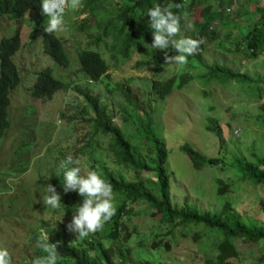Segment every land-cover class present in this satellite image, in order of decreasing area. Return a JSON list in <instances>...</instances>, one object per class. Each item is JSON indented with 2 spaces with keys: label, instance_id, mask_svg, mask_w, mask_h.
Segmentation results:
<instances>
[{
  "label": "rangeland",
  "instance_id": "obj_1",
  "mask_svg": "<svg viewBox=\"0 0 264 264\" xmlns=\"http://www.w3.org/2000/svg\"><path fill=\"white\" fill-rule=\"evenodd\" d=\"M116 1L112 0L111 5ZM255 5L254 1L246 5L244 0H235L227 9L229 22L234 25L230 30L232 37L239 32L235 26L249 25L250 21L243 11H252ZM82 7L78 10L66 9V30L55 33L63 41L69 59L67 67L58 65L43 51L42 37L48 17L41 14L42 0L36 10L26 12L20 19L0 17V40L19 32L21 42L12 56L20 81L9 94L10 127L0 139V248L9 251L13 264H28L34 250L29 237L33 231L41 229V221L69 230L68 224L75 210L70 200L67 201L71 205L65 204L64 208L62 203L58 209L44 205L48 192L47 188L37 184L38 180L60 172L59 166L68 156L79 161L74 166L81 168L82 175L90 171L88 156L79 151L90 138L91 127L84 119L93 116L90 110L83 112V98L73 90L57 91L49 100L36 99L30 94L36 74L45 68L51 69L52 75L63 82L73 79L84 85L86 80L78 70L77 57L78 50L83 47L97 49L110 67L111 82L125 84L129 81L130 95L137 98L142 108L152 110L153 121L158 125L155 130L168 151L166 166L170 200L174 207L181 208L186 200L199 209L217 212L225 202H230L247 221L264 226L261 206L264 204V185L254 186L242 178L233 164L237 158L255 160L253 153L264 156V132L257 125L259 107L264 104V83L258 80L264 77V53L249 59L243 52H224L215 48L213 44L225 31L224 21H218L213 27L218 37L205 45L201 58L207 64L216 63L244 73L253 82L216 83L196 77L181 90H173L166 98L160 99L150 92L152 78L165 80L179 71L181 64L165 65L164 62L156 72L151 66L137 65L141 60H148L153 51L159 52V49L152 48L153 40L147 43L143 37L129 51V58L119 56L115 62L104 47L109 38L99 42L98 48L92 44L100 24L95 16L82 12ZM187 17L181 27L180 36L183 37H188L192 28L187 26L188 23L193 26L198 21V12L193 10L187 13ZM256 18V15L252 16V19ZM224 46L233 49L229 43H224ZM178 54L176 51L172 56ZM196 71L199 72V68ZM93 88L98 89L95 91L114 111L113 121L122 128L127 139L135 145L140 144L138 128L143 121L141 110L134 112L133 120L125 121L121 117V108L125 107V103L120 92H108L104 86L96 84ZM209 118L215 121L219 137L207 130ZM98 139L99 148L95 152L99 160L114 167L111 154L106 150L107 138L100 136ZM184 143L206 157L217 159V163L195 169L180 150ZM124 173L129 179H135L133 174L125 170ZM217 180H222L227 187L222 195L217 193ZM153 212L145 202H136L131 205V213L125 216V225L131 233L125 246L128 250L125 264H141L143 261H150L151 264H219L214 249L220 239L217 232L194 239L196 232H208L209 229L202 224H188L186 227L174 226L170 233L163 236L170 229ZM73 233L75 237L78 234ZM156 234L163 237V242L167 241L168 249L164 246L158 249L144 247ZM101 242L104 246L109 245L107 239ZM234 243L239 254L230 258L227 264H264L262 242L235 239Z\"/></svg>",
  "mask_w": 264,
  "mask_h": 264
},
{
  "label": "trees",
  "instance_id": "obj_2",
  "mask_svg": "<svg viewBox=\"0 0 264 264\" xmlns=\"http://www.w3.org/2000/svg\"><path fill=\"white\" fill-rule=\"evenodd\" d=\"M111 1L82 0L83 7L80 10L87 15L95 16L99 21L100 32L95 36L93 45L98 48L99 42L111 37L112 41L105 43L104 47L115 62L118 61L119 56L129 58V51L137 46L140 37H143L147 43L153 40L147 12L154 4L159 3L162 6L181 4V8L172 9L174 13L182 17L181 27L185 23L183 19L185 13L193 10L198 12V21L189 29L188 37L202 39L203 43L197 53L189 56L187 63L181 64L179 71L169 78L165 80L152 78L150 92H154L158 98L164 99L173 90H181L196 77L216 83L233 81L246 84L253 82L246 74L235 72L224 65L207 64L201 58V52L209 41L218 37V32L213 27L216 22L223 20L225 31L221 38L213 44L215 48L224 52H243L249 59L261 56L264 53V0H244L246 5L250 1H254L256 5L252 11L248 9L243 11L250 23L244 27L235 26L239 32L233 37L230 30L234 28V25L233 22H229L230 16L226 14V11L230 9L235 0H117L114 5H111ZM259 2H261L260 5ZM39 4L40 0H0V17L7 16L11 20L20 19L26 12L36 10ZM253 15L257 18L252 19ZM42 43L44 53L51 56L58 65L62 67L69 65L63 41L55 33L48 34L44 30ZM224 43H229L233 49L226 48ZM20 44L19 32L0 40V139L5 136L10 127L9 94L20 81L16 65L12 60ZM165 51L170 56L176 52L172 48L159 50V52L153 51L148 60H141L137 65L151 66L152 71L156 72L165 62ZM77 57L78 70L86 80L84 85L73 79L63 82L52 75L51 69L45 68L36 74L30 94L36 99L49 100L57 91L73 90L83 98L85 103L83 112L90 110L93 116L84 119L91 127L90 138L80 147L79 151L88 156L90 171H97L113 186L116 212L111 220L104 224L102 230L82 239H78V234L75 237L72 231L63 226L60 228L49 222L41 221V229L33 231L29 237L34 250L28 264H32V259L35 257L45 255L37 243L42 231L48 234L50 243H58L57 252L61 259L57 264H125L126 253H128L125 246L131 238V233L125 225V216L131 213V205L136 202H145L154 211L153 214L159 215V221L169 227L170 230L163 233V236L170 233L174 226L186 227L188 224H202L209 229L208 232H196L193 235L194 239L204 237L214 231L217 232L220 239L215 243L214 249L219 264H227L230 258L238 256L235 239L251 243L262 242L264 247V226L247 221L230 202H225L217 212L199 209L188 204L186 200L179 209L172 205L169 173L166 166L168 151L164 140L155 130L158 125L153 121L152 110L142 108L137 98L130 95L129 81L125 84L111 82L108 72L110 67L97 49L83 47L78 50ZM198 68L199 72L196 71ZM258 80L264 83V77ZM95 84L104 86L108 92H120L125 103V107L121 108L123 120H133L134 112L141 110L143 121L138 128L141 135L140 144L131 143L122 128L114 123L115 113L103 102L100 93L97 92L98 89L93 88ZM259 108L257 125L264 132V104ZM214 122L209 118L206 128L219 137L220 132ZM100 136L108 140L106 150L111 154L114 167H109L99 160L95 152V149L99 148L98 137ZM142 146L144 150H140ZM180 150L186 154L192 166L197 170L217 163V159L206 157L188 143L182 144ZM253 157L255 160L237 158L233 164L242 178L249 180L254 186L264 185V156L253 153ZM71 166L73 165L69 167ZM58 170L60 172L53 173L48 178H40L37 184L44 189L52 184L61 195L63 208L65 204L67 206L73 204L75 208L82 203L83 198L77 191L64 192L62 187L64 170L61 168ZM124 170L133 174L135 179H129ZM217 183L219 184L217 193L224 194L226 185L222 180H217ZM67 200H70L71 204ZM261 206L264 213V204L262 203ZM58 225L61 226L59 223ZM102 239L109 240V245L104 246ZM161 246L169 248L167 241L163 242V237L157 234L147 245H144L148 249H158ZM141 264H151V262L143 261Z\"/></svg>",
  "mask_w": 264,
  "mask_h": 264
},
{
  "label": "clouds",
  "instance_id": "obj_3",
  "mask_svg": "<svg viewBox=\"0 0 264 264\" xmlns=\"http://www.w3.org/2000/svg\"><path fill=\"white\" fill-rule=\"evenodd\" d=\"M81 7L82 0H42L41 14L48 17L45 32L53 34L65 31L66 9L78 10ZM181 7V4L162 6L156 3L147 12L153 35L152 48L159 50L172 48L179 53L170 56L165 51V65L186 64L187 58L196 54L203 43L202 39L180 36L182 17L174 13L172 9ZM183 19L187 21V13L184 14ZM187 26L191 28L192 24L188 23ZM108 38L110 41L111 37ZM78 164V160H73L71 156H68L59 167L64 170L62 186L64 192L77 191L83 198L82 203L75 207L72 220L68 224L69 231L78 233V239H82L102 230L104 224L115 215L116 208L113 199V186L95 170L82 175L81 168L74 166ZM70 165L73 166L69 167ZM47 192L48 195L44 197L43 204L58 209L61 203L60 193L52 184L48 185ZM37 243L45 255L32 259V264H57L61 259L57 252L58 243H50L48 234L43 231ZM0 264H13V258L6 248H0Z\"/></svg>",
  "mask_w": 264,
  "mask_h": 264
}]
</instances>
